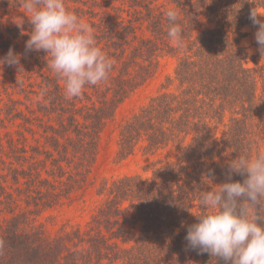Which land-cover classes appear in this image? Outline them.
I'll return each mask as SVG.
<instances>
[{"label": "trees", "instance_id": "obj_1", "mask_svg": "<svg viewBox=\"0 0 264 264\" xmlns=\"http://www.w3.org/2000/svg\"><path fill=\"white\" fill-rule=\"evenodd\" d=\"M114 1L128 4L133 17L116 19L108 11L120 9ZM65 4L87 21L113 63L105 82L86 85L80 97L71 99L65 97L63 79L47 65L51 57L25 49L31 13L21 0H0V58L13 49L20 63L11 66L21 75L7 71L10 83L2 68L11 66L0 65V112L7 120H21L23 127L40 122L44 139L29 150L21 131L18 139L11 131L0 137V213L12 215L0 224V264H225L190 249L185 236L187 226L197 222L193 212L204 211L201 193L228 182V165L240 153L263 149L264 67H246L247 54L236 35L258 27L249 15L254 8L264 10V0ZM169 9L178 13L183 46L167 36ZM14 12L23 22H10L4 31V20H14ZM162 56L177 60V89L151 98L119 125L116 160L123 162L141 149L150 156L173 151L168 161L153 162L150 179L104 178L97 189L102 204L85 228L50 235L29 226L28 213L15 214L19 200L53 207L94 184L103 133L119 106L155 77ZM35 75L40 83L33 82ZM35 85L42 99L34 97ZM15 95H25L37 109ZM244 178L231 177L233 182ZM258 212L264 214L259 206Z\"/></svg>", "mask_w": 264, "mask_h": 264}, {"label": "clouds", "instance_id": "obj_2", "mask_svg": "<svg viewBox=\"0 0 264 264\" xmlns=\"http://www.w3.org/2000/svg\"><path fill=\"white\" fill-rule=\"evenodd\" d=\"M31 13L30 38L26 51H44L48 67L64 81L68 99L80 97L86 85L105 82L113 68L112 61L97 45L88 24L66 7L65 0H21ZM264 16L252 9L249 19L255 32L257 51L264 57ZM167 36L180 46L182 26L174 9L166 12ZM19 65L20 56L9 49L0 58V65ZM244 176L243 181H232V174ZM218 188L203 191L200 205L202 214L197 222L187 226V246L198 253H208L225 264H264V149L255 153H240L228 165V182Z\"/></svg>", "mask_w": 264, "mask_h": 264}, {"label": "rangeland", "instance_id": "obj_3", "mask_svg": "<svg viewBox=\"0 0 264 264\" xmlns=\"http://www.w3.org/2000/svg\"><path fill=\"white\" fill-rule=\"evenodd\" d=\"M160 2L167 3L168 0H160ZM121 3L122 2L120 1H114L112 5L117 6L120 9H114L116 10L114 12L111 11V8L109 7L108 11H110L116 19H118L120 16L123 18L133 17L132 15L128 14L129 11H133L129 9L128 4L121 5ZM22 12L25 13L24 10H22ZM258 12L264 14V10H259ZM13 15L14 20H4V31L5 27L8 26L10 22H12L13 24H21L23 22V18L20 17L17 12H14ZM5 18H8V16H6ZM260 18L264 19V16H261ZM84 23L87 24V21L85 19ZM257 28L258 27L246 28L245 35H236L239 41V46L247 54L245 65L246 67L252 69L264 67V57H262L257 51L258 45L256 43L254 35L257 31ZM8 66L10 67V65ZM176 67V58L171 56H162L160 60V67L155 77L149 80L127 101L119 106L114 121L109 124V126L103 133L101 152L98 156L95 170L92 175V182L94 184L85 187V190L74 193V195L68 199H63L59 205L53 207H47L44 205L42 206V204L36 206V204L39 203L34 204V200H31L30 206H28L25 200H19L18 204L21 205V207L14 208L15 214L28 213V217L30 218V224L28 223V225L43 229L47 234L50 235H57L65 231H70L71 229L77 227L85 228L87 223L91 220L92 215L99 209L100 205L102 204V197L97 195V189L100 187L101 181L104 178L113 180L122 178L124 176H141L143 179H150L153 173V162H156L159 159L167 162L170 154L174 152L165 151L158 153L155 156H150L145 155V153L141 149H139L137 150L135 155L119 163V161L116 160L119 140L118 128L125 119L138 112L144 105H146L150 101L151 98L163 92L177 89L178 84L175 76ZM15 68L16 67L13 66H11L10 68H2V74L3 76L7 77L8 81H10L11 76L6 75L7 71H14L13 75L18 76V78L19 76L21 77V75L18 71L15 70ZM43 72H47L46 69H44ZM36 76L37 75L32 77L33 82L40 83V77ZM24 80L27 81L26 78H24ZM34 88L37 92V95H35L34 97L40 96L39 99H42L40 88H38V86L36 85ZM15 97L20 98L25 104H28L31 107V103L26 102L25 95H15ZM1 107L2 104H0V109ZM31 108L37 109V105L35 104ZM22 110L26 112V108L24 106L22 107ZM28 116H31V114H28ZM22 123L23 122L19 119L17 121L7 120L5 116L0 112V137H4L6 132L11 131L12 133H14L15 138L18 139L20 137L16 132L21 131L28 139L26 145L28 146L29 150L30 145L34 147L44 143V139L41 137L43 134V128L39 127L42 126L40 122H34L32 126L27 125V127L21 126ZM215 135L218 140L221 139L222 127H219L215 130ZM29 154L33 153L30 151ZM14 206H17V203ZM195 215L196 212L194 211L193 216ZM10 217H12V215L7 213H0V224L4 222V218Z\"/></svg>", "mask_w": 264, "mask_h": 264}]
</instances>
